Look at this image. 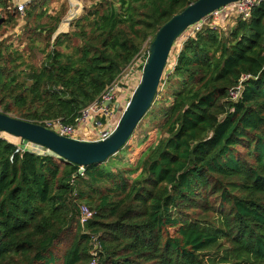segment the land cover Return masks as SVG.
<instances>
[{"label":"trees","instance_id":"obj_1","mask_svg":"<svg viewBox=\"0 0 264 264\" xmlns=\"http://www.w3.org/2000/svg\"><path fill=\"white\" fill-rule=\"evenodd\" d=\"M82 1L59 31L68 0H0L1 112L74 123L194 0ZM230 13L175 40L138 143L82 174L0 132V264H264V0Z\"/></svg>","mask_w":264,"mask_h":264},{"label":"water","instance_id":"obj_2","mask_svg":"<svg viewBox=\"0 0 264 264\" xmlns=\"http://www.w3.org/2000/svg\"><path fill=\"white\" fill-rule=\"evenodd\" d=\"M238 0H194L159 27L148 45L141 75L125 103L117 121L107 136L97 140H82L60 135L38 123L15 118L0 111V132L45 147L49 152L81 167L103 162L114 155L129 140L137 124L151 107L157 93L171 48L190 26L213 11ZM110 104L105 102V105ZM121 109L115 105L114 113Z\"/></svg>","mask_w":264,"mask_h":264},{"label":"built area","instance_id":"obj_3","mask_svg":"<svg viewBox=\"0 0 264 264\" xmlns=\"http://www.w3.org/2000/svg\"><path fill=\"white\" fill-rule=\"evenodd\" d=\"M31 1L32 0H15V10L18 13L22 14L25 7ZM260 1L261 0H238L231 3L230 5H226L213 11L209 16L205 17L204 20L210 18L208 23L216 22L219 17L220 9L224 8L230 9L231 12L235 13L236 15L247 16L250 8ZM77 13L78 11H69V16L66 19L67 23H69L71 19L75 18L78 15ZM201 23L198 24L196 28H198ZM146 54L147 50L144 51V49L142 48L132 58V60L119 74L116 80L110 83L93 102L79 111V115L75 118L74 123H65L60 121L59 119H51L44 120L42 122V125L60 135L82 140H97L107 136L114 127V121H112V117L115 114L114 103L117 93L122 89V86L130 87L129 84H132V86L135 84L136 80L134 79V76L138 74V77H140ZM239 89L240 86L238 87V90ZM131 90L132 89H129V92H132ZM232 95L235 96L236 92H233ZM105 102H109L110 104L105 105ZM89 128H91V131L89 130ZM80 132L82 134H80ZM15 151H30L38 154H45L49 152V150H47L45 147L25 140L16 145ZM80 168L81 167H79V169ZM83 171L80 174H82ZM80 213L81 222H84L91 217V211L86 206H81Z\"/></svg>","mask_w":264,"mask_h":264},{"label":"rangeland","instance_id":"obj_4","mask_svg":"<svg viewBox=\"0 0 264 264\" xmlns=\"http://www.w3.org/2000/svg\"><path fill=\"white\" fill-rule=\"evenodd\" d=\"M68 2H69V8H68V13L66 14V18L65 19H63L62 20V22L60 23V25L62 24V23H67V18H68V16H69V11H78V13L77 14H79L81 11H82V5H83V1L82 0H68ZM76 14V15H77ZM232 17H235L234 15H232V12L230 13V15H228V21H227V26H230V23H232V21H233V19L234 18H232ZM210 19V18H209ZM209 19L207 18V19H205L202 23H208V21H209ZM201 23V24H202ZM59 25V26H60ZM59 31H62V30H59ZM181 46V43H177V44H175V45H173L172 46V48H171V51H170V54H169V57L170 58H174L175 57V55H176V51H177V48H179ZM147 48H148V44H146L144 47H143V49H144V51H146L147 50ZM171 68V65L170 64H167L166 66H165V70H164V73H163V75H162V77H165V74L167 73V69H170ZM138 80H139V77H137L136 78V82H135V84L132 86V84H129V86L131 87L130 89H133L134 87H135V85L137 84V82H138ZM160 87H161V85H159ZM160 88L158 87V90H159ZM126 100H128V99H126ZM127 102V101H126ZM121 110H122V107H121V109H119L118 110V112H117V114H120V112H121ZM118 116V115H117ZM117 116H113L112 117V121H115V119H116V117ZM118 118V117H117ZM141 122H143V119L141 120ZM143 127H144V124H141L140 126H136V128H135V130H134V132H133V134H132V136L130 137V144H131V146H135L137 143H138V138L139 137H141L142 136V132H143ZM2 135L1 136H3V137H5V138H7V139H9V140H13V141H16L18 144H19V141H18V139L16 140V138H14V137H12V136H9V135H7V134H5V133H1Z\"/></svg>","mask_w":264,"mask_h":264},{"label":"crops","instance_id":"obj_5","mask_svg":"<svg viewBox=\"0 0 264 264\" xmlns=\"http://www.w3.org/2000/svg\"><path fill=\"white\" fill-rule=\"evenodd\" d=\"M68 25L69 24L67 23L66 28L62 31H66L68 29ZM134 77H135L134 79L136 80V78L138 77V74H136ZM129 89H130V87L122 86V89L120 91H118L117 96H116V100L114 103V108H115V105H117V104L119 105V107H121L124 102L126 103V101H127L126 99H128L130 94H131V92H129ZM117 115H119V114H117V112H116L114 114V117ZM117 117L115 120H117ZM113 126H114V124H113ZM89 130L91 131V128H89ZM80 134H82V133L80 132Z\"/></svg>","mask_w":264,"mask_h":264},{"label":"bare ground","instance_id":"obj_6","mask_svg":"<svg viewBox=\"0 0 264 264\" xmlns=\"http://www.w3.org/2000/svg\"><path fill=\"white\" fill-rule=\"evenodd\" d=\"M66 25H67V23H62V24L60 25L59 30H64V29L66 28Z\"/></svg>","mask_w":264,"mask_h":264}]
</instances>
